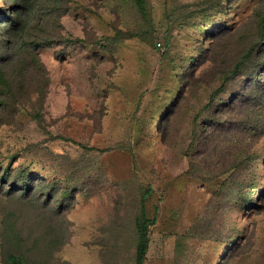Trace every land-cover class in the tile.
Returning a JSON list of instances; mask_svg holds the SVG:
<instances>
[{
    "label": "rangeland",
    "instance_id": "1",
    "mask_svg": "<svg viewBox=\"0 0 264 264\" xmlns=\"http://www.w3.org/2000/svg\"><path fill=\"white\" fill-rule=\"evenodd\" d=\"M259 1H237L223 21L250 22ZM151 4L154 42L145 35L151 27L130 0L73 1L63 18L67 35L92 30L100 38L120 27L134 36L110 50L89 43L41 49L52 79L44 106L47 128L26 112L22 121L0 126V168L29 167L33 175L75 191L71 210L54 218L66 230L55 257L71 264H135V219L148 187L147 212L158 218L150 231L148 264H221L234 243L240 247L229 264H264V207L253 208L264 187V129L207 130L202 120L195 121L208 101L212 72L201 75L207 82L190 96L187 116L178 112L175 123L164 118L159 127L172 80L164 34L175 35L171 51L188 49V54L197 34L191 31L190 41L186 30L179 33L164 0ZM249 187L256 189L245 207ZM18 203L0 193V232L5 208ZM39 209H29L23 227L42 214ZM5 251L0 234V264Z\"/></svg>",
    "mask_w": 264,
    "mask_h": 264
},
{
    "label": "trees",
    "instance_id": "2",
    "mask_svg": "<svg viewBox=\"0 0 264 264\" xmlns=\"http://www.w3.org/2000/svg\"><path fill=\"white\" fill-rule=\"evenodd\" d=\"M73 1L0 0V126L22 121L20 115L26 112L39 126L47 128L44 106L52 79L42 60L41 49L89 43L110 50V45L134 36L120 27L113 29V34L100 38H95L92 30L85 36L67 35L63 18L70 12ZM237 1L201 0L192 6L184 5L180 0H164L172 14L168 19L176 20L179 33L186 30L185 37L188 38L192 36L190 32L195 30L198 36L193 38L195 40L188 38L195 46L188 54V49L171 51L170 43L175 35L169 30L164 34L167 42L164 55H168L172 80L165 88L167 107L158 123L164 122V118L175 123L178 112H184L187 116L191 108L190 96L207 82H201V75L212 72L215 76L210 81L211 87H207L208 101L199 110L195 121L199 124L202 120L207 130L213 126L228 131L234 126L236 132L238 129L263 131L264 0H260L253 9L250 22L230 26L223 20ZM130 2L134 13L151 27L152 31H146L145 35L154 42L157 29L151 17V0ZM86 7L93 10L89 5ZM201 67L204 70L199 73ZM159 127L162 128L163 123ZM244 147L251 151L248 146ZM239 158L244 162V155ZM249 188L251 190L243 196L245 207L250 194L256 189ZM151 192V187L143 190L141 210L135 219V264H148L150 231L158 221L157 216H149L146 208ZM0 193L9 199H16L21 205L5 208L7 218L3 220V230L0 232L6 250L4 263L71 264L55 257V252L65 243L66 230L63 222L54 219L65 217L71 210L75 199V191L71 187L35 176L29 167L9 164L0 168ZM259 194L257 202L253 203L257 211L264 207V203L261 204L264 202V187ZM31 208H40L42 214L31 216L25 228L21 219L29 215ZM41 218L45 219L43 224ZM239 247L240 243H234L232 247L224 248L221 264H229L235 249Z\"/></svg>",
    "mask_w": 264,
    "mask_h": 264
},
{
    "label": "built area",
    "instance_id": "3",
    "mask_svg": "<svg viewBox=\"0 0 264 264\" xmlns=\"http://www.w3.org/2000/svg\"><path fill=\"white\" fill-rule=\"evenodd\" d=\"M161 43H159V45H160Z\"/></svg>",
    "mask_w": 264,
    "mask_h": 264
}]
</instances>
